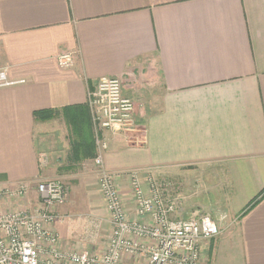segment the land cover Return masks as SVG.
I'll list each match as a JSON object with an SVG mask.
<instances>
[{"label": "crops", "instance_id": "1", "mask_svg": "<svg viewBox=\"0 0 264 264\" xmlns=\"http://www.w3.org/2000/svg\"><path fill=\"white\" fill-rule=\"evenodd\" d=\"M65 53L69 67L59 62ZM1 70L25 82L0 87V184L33 187L22 201L1 202L0 212L32 209L37 182L67 179L68 202L54 209L65 217L55 224L60 247L102 248L100 223L69 212L109 215L88 93L118 76L136 103L135 125L100 134L103 166L128 212L133 172L177 176L186 186L173 216L206 212L221 227L202 243L203 264H264V0H0ZM78 105L88 107L96 151L76 163L62 111ZM50 109L59 115H34ZM109 223L110 235V215ZM82 229L97 240L82 243Z\"/></svg>", "mask_w": 264, "mask_h": 264}, {"label": "built area", "instance_id": "2", "mask_svg": "<svg viewBox=\"0 0 264 264\" xmlns=\"http://www.w3.org/2000/svg\"><path fill=\"white\" fill-rule=\"evenodd\" d=\"M60 65L73 63L72 53L60 56ZM0 71V87L22 83ZM88 106L96 132L99 154V190L110 215L111 233L102 252L60 247L55 224L65 217L54 209L68 200V186L60 179L37 182L39 195L32 209L14 207L0 212V264H203V242L221 233L210 214L190 218L174 217L182 203L180 185L166 176L132 173L131 193L135 214L128 212L114 175L103 166V150L108 148L101 131L113 134L135 125V101L124 95L118 76L99 79L88 93ZM33 184L20 181L15 186L0 184V203L24 200Z\"/></svg>", "mask_w": 264, "mask_h": 264}, {"label": "trees", "instance_id": "3", "mask_svg": "<svg viewBox=\"0 0 264 264\" xmlns=\"http://www.w3.org/2000/svg\"><path fill=\"white\" fill-rule=\"evenodd\" d=\"M62 112L72 127L75 137V141L72 143L74 158L70 161L78 163L86 158L94 157L96 145L88 107L85 105L71 106L64 108ZM57 114L59 115L58 111L50 109L36 111L34 115L37 119L50 120Z\"/></svg>", "mask_w": 264, "mask_h": 264}, {"label": "rangeland", "instance_id": "4", "mask_svg": "<svg viewBox=\"0 0 264 264\" xmlns=\"http://www.w3.org/2000/svg\"><path fill=\"white\" fill-rule=\"evenodd\" d=\"M61 130H62V133H61V136L60 137H64V140H63V144H64V146H62V148H65V149H67L66 148V146H65V143L67 142V138H68V136L67 135H69L70 134V132H69V128H66V125L65 124H62V126H61ZM65 130H66V133H65ZM68 130V131H67ZM69 134H68V133ZM67 137H66V136ZM66 138V139H65ZM75 139V138H74ZM62 163H63V161H62ZM159 176H166L167 178H169V179H171V180H173V181H175L176 183H178L179 185H180V189H179V194L180 195H182V197H183V195L185 194V186H186V184H185V182H184V180L183 179H181V178H178L177 176H174V175H159ZM58 179V178H57ZM60 180L61 181H63L65 184H67L68 186H71L70 184H69V182H68V180L67 179H64V178H60ZM198 189H196V191H197ZM200 191V190H199ZM75 195H76V197H77V201L81 204H83V193H82V191H74L73 192ZM199 193H202V195L205 197V199H207V193L205 192V191H201V192H199ZM185 196V195H184ZM72 197H74V196H72ZM201 199V198H200ZM68 202V201H67ZM81 204V205H82ZM71 209H73V210H71L70 212H69V214H70V216H72L70 219L71 220H73V219H78V220H85L86 218H87V221L88 222H96V223H100V230H102L103 229V232H102V234L103 235H101V234H99V237H100V242H99V244L98 245H101V249H99L98 247H97V245L95 246V248H93V247H91L92 249H90V250H92V252H98V251H100V252H102L105 248H106V246H107V243H108V238H109V229H110V227H109V215H104V217L103 216H100V217H96L94 214H91V212H87V213H80V212H78L77 210H78V208H71ZM79 209H82V208H79ZM73 211V212H72ZM180 211V210H179ZM183 213L184 214H186V210L184 209V207H183ZM205 214H207L206 212H205ZM66 215V214H65ZM68 215V214H67ZM201 215H204V212L203 213H198V215L197 216H201ZM61 216H64V214H62ZM185 217H187V216H185ZM98 220V221H97ZM77 222V221H76ZM70 223H75V222H70ZM78 223V222H77ZM89 225H90V223H89ZM88 225V226H89ZM80 235H83V236H80ZM79 236H78V239L82 242V243H88L89 241H92V242H95L96 240H97V235H96V239L95 240H91V238L89 237V236H87V235H85L84 234V229H82L81 230V234H80ZM103 236V237H102ZM102 237V238H101ZM82 238V239H81ZM90 245V244H89Z\"/></svg>", "mask_w": 264, "mask_h": 264}]
</instances>
